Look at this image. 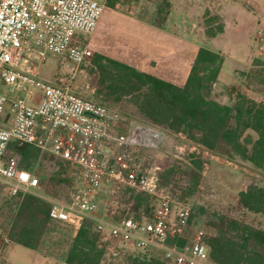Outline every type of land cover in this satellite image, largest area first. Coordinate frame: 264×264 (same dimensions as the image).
I'll return each instance as SVG.
<instances>
[{
    "label": "built area",
    "instance_id": "1",
    "mask_svg": "<svg viewBox=\"0 0 264 264\" xmlns=\"http://www.w3.org/2000/svg\"><path fill=\"white\" fill-rule=\"evenodd\" d=\"M104 9L97 0H0V185L21 202L28 195L48 202L51 223L75 233L84 219L93 220L104 246L101 264H123L148 249L159 250L164 264H213L204 231L189 233L195 225L194 200L160 195L159 169L140 158L159 147L166 129L137 115L124 131L119 108L82 96L67 77L51 81L41 74L39 67L51 57L71 64L67 73L93 66L89 39ZM2 88L19 95L11 98ZM9 108L13 118L6 125ZM14 141L39 151L32 169L21 167L17 152L7 155ZM197 147L202 160L213 153ZM59 159L71 164L72 183L67 200H50L44 194ZM125 192L155 197L153 215L140 220L128 213L111 219L98 214L101 200ZM4 243L11 244L8 234Z\"/></svg>",
    "mask_w": 264,
    "mask_h": 264
},
{
    "label": "trees",
    "instance_id": "2",
    "mask_svg": "<svg viewBox=\"0 0 264 264\" xmlns=\"http://www.w3.org/2000/svg\"><path fill=\"white\" fill-rule=\"evenodd\" d=\"M117 3L123 2L107 0L108 7H114ZM170 7L169 0H160L157 7L158 24L166 20ZM204 19L206 37L215 38L225 32V24L218 15L206 11ZM223 63L224 57L220 52L201 48L185 86L180 87L108 56L96 53L93 58L100 85L106 86L108 95L131 97L137 108V115L170 132L187 134L192 139L193 134L197 133V144L200 147L214 153L224 148L230 156L238 157L255 168L264 170V102H256L240 92L231 106L214 99L212 88L218 81ZM240 77L248 89L258 93L264 92L247 82L248 78L254 79L264 86L263 75L253 76L252 73L243 72ZM102 91L103 89L99 92ZM120 127L124 131L127 130L124 126ZM250 132L257 135L256 140L248 135ZM11 151L20 154L21 167L25 169H32L39 157V151L35 147L18 141L10 143L7 155ZM194 164L202 168V162ZM190 166L191 170H195L193 164ZM71 169L68 161L57 160L47 192L50 188L68 190L72 183ZM176 170L182 172L180 166ZM128 198L136 218L144 220L153 215L155 197L140 193L134 197L129 195ZM146 199L152 201L144 212L140 205ZM180 199L187 198L181 194ZM21 207L22 214L28 215L27 222L18 233H12L11 238L16 244L34 250L44 227L51 223L50 205L38 197L28 195L21 202ZM233 209L236 214L233 210H228L217 218L215 235L209 238L205 236L211 261L215 264H264V227L262 222L248 221L252 215L261 219L264 217V187H247L245 191L240 192L239 201ZM237 213L241 216H237ZM100 237L95 222L84 219L73 238L66 263L100 264L104 253V246L99 243ZM153 251L145 250L125 261H132L133 264H152L158 261L164 264L163 255L156 257ZM147 255L152 258L148 259Z\"/></svg>",
    "mask_w": 264,
    "mask_h": 264
},
{
    "label": "rangeland",
    "instance_id": "3",
    "mask_svg": "<svg viewBox=\"0 0 264 264\" xmlns=\"http://www.w3.org/2000/svg\"><path fill=\"white\" fill-rule=\"evenodd\" d=\"M97 1L105 4L99 33L108 35V41L113 44L119 33H121L120 25H122L123 21L127 17H135L137 15L134 12V7H137L140 3L144 5L147 1L151 4L150 7L156 6L157 8L160 0H125L123 3H117L114 7H108L107 0ZM212 14L215 15L213 12ZM198 31L197 36H199L200 32L202 33L201 30ZM244 31L241 35L236 32L232 34L228 44L224 45L226 57L222 65L221 81L216 87L212 88V97L222 104L224 102L228 103V101L233 103V99L240 92L236 88L224 89V82L227 85H232V82L237 80L234 73L236 67L242 68L245 63V66H250L245 73H252L253 76H264V59L260 60L252 57L250 61L245 62L243 58ZM256 61H259V63H256ZM67 66L71 67L72 65L62 58L51 57L41 64L39 69L41 74L48 80L53 81L61 76L67 77L74 90L82 96L99 98L102 103L109 107L119 108L124 118L120 126L127 128L129 122L138 113L132 98L108 95L106 86L100 85L99 73L94 65L76 67V70L71 73L66 72L68 70ZM247 82H251L255 88L264 91V86L256 80L248 78ZM102 89L103 91L100 93L99 91ZM259 94L264 95V92L261 91ZM174 134L176 133L170 135L172 139L164 147V149L169 150L170 154L162 150L154 156L155 163L153 165L161 168L159 170V178L161 176L160 195L168 196L170 199H180V195L183 194L187 199H180V201L185 202L193 199L195 209L193 220L195 225H193L189 233L195 232L196 229H201L204 231L206 238L212 237L217 232L216 226L218 223L216 221L219 216H223L228 210H233L234 214H236L233 207L238 202L235 200L244 188L250 185L264 187V170H261L263 173H259L261 176L258 178L252 170L255 168L254 166L238 157L230 156L224 148H221L218 152H213L206 160H202L200 158L201 155H198L195 150L198 145L197 139L199 138L197 133L193 134V139L187 134H185L187 139H184L183 136H174ZM248 135L253 140L257 139V135L253 132ZM190 158L193 161L189 162ZM195 162H202V168L197 167L194 164ZM203 162H207L208 165L205 169H203ZM190 164H193L196 171L191 170ZM178 166L182 168V172L179 171L180 173L176 172L178 171L176 170ZM125 193H123L125 195L108 196L106 200H101L98 214L110 219L114 216H125L127 213L134 217L128 194L127 192ZM44 195L50 200H67L68 198L67 189L60 190V188H50ZM151 201L146 199L142 202L140 205L142 211H146ZM20 204V200L11 197L8 190L0 185V249L5 250V258L1 260L0 264H67L66 257L71 248L75 232L62 224L51 223L48 226L46 225L34 250L20 246L12 240L11 234L14 232L18 233L27 222L28 215L26 213L22 214ZM115 208L119 211L118 214L113 213ZM237 216L241 215L237 213ZM248 221L262 222L261 224L264 227V219H261V217L252 215ZM7 234L11 240L10 245L3 244V237ZM153 252L154 256L160 255L162 257V253L159 250H154ZM147 258L152 257L147 255ZM125 262L123 264H133L132 261ZM211 263L215 264L214 262ZM152 264L160 263L154 261Z\"/></svg>",
    "mask_w": 264,
    "mask_h": 264
},
{
    "label": "crops",
    "instance_id": "4",
    "mask_svg": "<svg viewBox=\"0 0 264 264\" xmlns=\"http://www.w3.org/2000/svg\"><path fill=\"white\" fill-rule=\"evenodd\" d=\"M169 1L171 7L166 20L161 24L157 23L156 6L150 7L151 4L146 1L144 5L140 3L134 7V12L137 15L127 17L123 21L120 25L121 33L113 44L108 41V35L99 33L102 25L101 18L95 33L89 39L91 50L94 54L108 56L180 87L185 86L199 50L209 48L220 52L225 58L224 45L228 44V40L235 32L241 35L245 30L243 42L245 62L250 61L252 57L264 59V0ZM206 11L213 12L222 19L225 24L223 34L215 38L206 37L204 34ZM198 30L202 31L199 36H197ZM248 67L250 66H245V63L242 68L236 67L234 73L237 80L233 81L232 85H227L224 82V89L236 88L240 93L256 102H264V95L248 89L240 77V74L246 72ZM221 77L222 68L214 87L220 83ZM2 91L11 98L19 95L11 93L7 88H2ZM224 103L232 105L229 101ZM12 118L13 112L9 108L5 119L6 125ZM135 123L136 121L133 120L132 125ZM165 132L166 137L157 149L148 150L140 155L145 163L154 164V156L157 152L160 153L164 150L169 153V150L164 147L172 139L170 135L173 132L167 130ZM174 136H179V134H174ZM158 169L161 170V168ZM254 169L252 170L260 178L259 173L263 172L260 169ZM246 189L247 187L242 191ZM112 190L107 188L108 192ZM239 194L236 202L239 201Z\"/></svg>",
    "mask_w": 264,
    "mask_h": 264
},
{
    "label": "water",
    "instance_id": "5",
    "mask_svg": "<svg viewBox=\"0 0 264 264\" xmlns=\"http://www.w3.org/2000/svg\"><path fill=\"white\" fill-rule=\"evenodd\" d=\"M121 2H125V0H121ZM89 116H92L91 114H88ZM106 150H108V148H105Z\"/></svg>",
    "mask_w": 264,
    "mask_h": 264
}]
</instances>
